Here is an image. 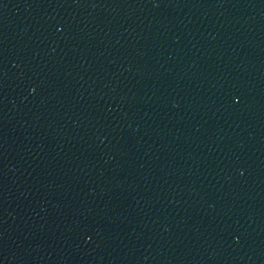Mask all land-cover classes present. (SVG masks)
<instances>
[{
    "label": "water",
    "instance_id": "1",
    "mask_svg": "<svg viewBox=\"0 0 264 264\" xmlns=\"http://www.w3.org/2000/svg\"><path fill=\"white\" fill-rule=\"evenodd\" d=\"M73 264H264V0H107Z\"/></svg>",
    "mask_w": 264,
    "mask_h": 264
}]
</instances>
